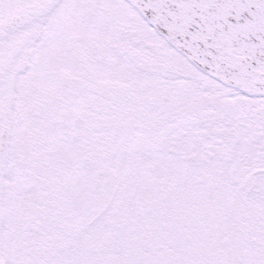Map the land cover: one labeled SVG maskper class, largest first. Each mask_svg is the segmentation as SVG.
Instances as JSON below:
<instances>
[{
    "label": "snow or ice",
    "instance_id": "obj_1",
    "mask_svg": "<svg viewBox=\"0 0 264 264\" xmlns=\"http://www.w3.org/2000/svg\"><path fill=\"white\" fill-rule=\"evenodd\" d=\"M0 264H264V0H0Z\"/></svg>",
    "mask_w": 264,
    "mask_h": 264
}]
</instances>
